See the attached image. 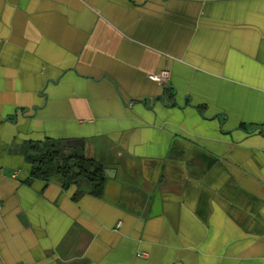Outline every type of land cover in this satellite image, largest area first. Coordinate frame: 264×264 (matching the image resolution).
Returning <instances> with one entry per match:
<instances>
[{
    "label": "crops",
    "instance_id": "crops-1",
    "mask_svg": "<svg viewBox=\"0 0 264 264\" xmlns=\"http://www.w3.org/2000/svg\"><path fill=\"white\" fill-rule=\"evenodd\" d=\"M0 264H264V0H0Z\"/></svg>",
    "mask_w": 264,
    "mask_h": 264
},
{
    "label": "trees",
    "instance_id": "trees-1",
    "mask_svg": "<svg viewBox=\"0 0 264 264\" xmlns=\"http://www.w3.org/2000/svg\"><path fill=\"white\" fill-rule=\"evenodd\" d=\"M23 154L30 165L28 180L58 177L66 187L87 179L92 194H100L104 181L103 166L86 157L78 146L70 147L62 140L46 138L41 142L26 143Z\"/></svg>",
    "mask_w": 264,
    "mask_h": 264
},
{
    "label": "water",
    "instance_id": "water-1",
    "mask_svg": "<svg viewBox=\"0 0 264 264\" xmlns=\"http://www.w3.org/2000/svg\"><path fill=\"white\" fill-rule=\"evenodd\" d=\"M79 143L80 145L82 144V141L80 140H68L66 141L67 146H71L73 144ZM108 174V171H105ZM77 189L80 192H85V193H90L91 191V186L88 182L87 179H81L79 180L77 184ZM160 211V200L158 197V194L155 195V198L153 200V205H152V215L158 214Z\"/></svg>",
    "mask_w": 264,
    "mask_h": 264
},
{
    "label": "built area",
    "instance_id": "built-area-1",
    "mask_svg": "<svg viewBox=\"0 0 264 264\" xmlns=\"http://www.w3.org/2000/svg\"><path fill=\"white\" fill-rule=\"evenodd\" d=\"M148 77L158 82H164L169 78V71L161 69L157 73L149 74Z\"/></svg>",
    "mask_w": 264,
    "mask_h": 264
}]
</instances>
